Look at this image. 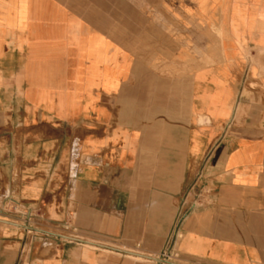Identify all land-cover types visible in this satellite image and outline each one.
Instances as JSON below:
<instances>
[{
	"label": "crops",
	"instance_id": "obj_1",
	"mask_svg": "<svg viewBox=\"0 0 264 264\" xmlns=\"http://www.w3.org/2000/svg\"><path fill=\"white\" fill-rule=\"evenodd\" d=\"M0 264H264V0H0Z\"/></svg>",
	"mask_w": 264,
	"mask_h": 264
},
{
	"label": "built area",
	"instance_id": "obj_2",
	"mask_svg": "<svg viewBox=\"0 0 264 264\" xmlns=\"http://www.w3.org/2000/svg\"><path fill=\"white\" fill-rule=\"evenodd\" d=\"M203 169V168H202ZM202 169L198 172L197 179L203 177V171ZM206 190L204 192L206 195L209 193V191ZM205 196L203 195L202 191H197L194 195V198L192 199V202L189 204V206H185V203L183 202L177 213L176 220L174 222V226L172 229V232L170 234V237L166 243L165 248L162 250L161 254L158 256V259L162 261H176L180 258L179 254L174 250V244L179 236V227L182 219L186 215V213L191 210L192 208L202 205L204 203ZM10 209L14 212L20 215L22 222H12L13 224L22 226L27 232H31L33 228L32 222L34 221L36 213V208L29 207L27 209H22L18 205H11Z\"/></svg>",
	"mask_w": 264,
	"mask_h": 264
},
{
	"label": "rangeland",
	"instance_id": "obj_3",
	"mask_svg": "<svg viewBox=\"0 0 264 264\" xmlns=\"http://www.w3.org/2000/svg\"><path fill=\"white\" fill-rule=\"evenodd\" d=\"M256 84H254L253 82H251L249 79H243L241 82V89L240 92L243 95L249 94V90L251 89V87H255ZM203 180V177H202ZM201 180L199 181V184H201Z\"/></svg>",
	"mask_w": 264,
	"mask_h": 264
}]
</instances>
